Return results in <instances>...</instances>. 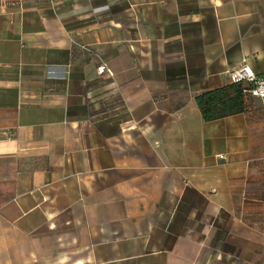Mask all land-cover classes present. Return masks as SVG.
Instances as JSON below:
<instances>
[{"label":"crops","instance_id":"crops-1","mask_svg":"<svg viewBox=\"0 0 264 264\" xmlns=\"http://www.w3.org/2000/svg\"><path fill=\"white\" fill-rule=\"evenodd\" d=\"M246 64L264 0H0V264H264V99L196 103Z\"/></svg>","mask_w":264,"mask_h":264},{"label":"trees","instance_id":"trees-1","mask_svg":"<svg viewBox=\"0 0 264 264\" xmlns=\"http://www.w3.org/2000/svg\"><path fill=\"white\" fill-rule=\"evenodd\" d=\"M243 90L242 84L232 83L217 90L205 91L197 96L196 103L203 121L213 122L244 113L247 108Z\"/></svg>","mask_w":264,"mask_h":264},{"label":"built area","instance_id":"built-area-1","mask_svg":"<svg viewBox=\"0 0 264 264\" xmlns=\"http://www.w3.org/2000/svg\"><path fill=\"white\" fill-rule=\"evenodd\" d=\"M49 78L64 79L67 72L64 69L55 67L49 69ZM232 83L244 86L245 100L249 98L264 99V74H257L246 64L245 67L234 69L229 73ZM1 133V130H0ZM223 159L224 157L221 156Z\"/></svg>","mask_w":264,"mask_h":264}]
</instances>
